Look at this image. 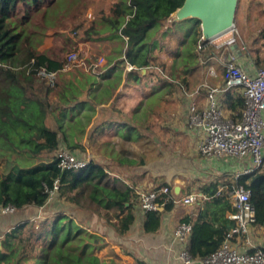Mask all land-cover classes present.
<instances>
[{
  "label": "trees",
  "instance_id": "obj_1",
  "mask_svg": "<svg viewBox=\"0 0 264 264\" xmlns=\"http://www.w3.org/2000/svg\"><path fill=\"white\" fill-rule=\"evenodd\" d=\"M183 2L111 0L108 9H101L86 22L81 16L92 0H0V207L12 206L16 211L45 207L49 190L58 181L54 199L76 213L73 217L61 210L44 220L28 219L10 228L0 239V264H108L99 256L107 240L98 233V226L117 237L128 234L135 221L133 189L92 159L86 167L62 169L56 153L62 148L85 150L83 137L97 107L114 97L127 65L133 66L127 75L139 82L140 69L154 74V67L165 68L163 50H168L174 60L171 77L175 79L160 80L162 88L172 93L178 80L173 76L177 62L187 72L196 67L187 64L188 56L198 62L205 57L206 51L196 50L199 26L193 24L181 34L179 23L164 28V20ZM67 20L74 25V33L85 40L118 41L116 48L123 58L116 62L109 58L103 65L108 69L100 77L93 67L97 60L69 66L66 56L45 52L41 48L45 39L62 33ZM252 40L254 46L257 41L262 43L255 50V63L264 67V59L259 58L264 53V28ZM70 44L67 53L74 40ZM41 70L56 73L55 77L47 78ZM185 74L179 75V81L187 84ZM222 101L231 117H241L245 100L239 89L225 92ZM92 127L87 142L104 157L120 165L145 164L144 151L133 153L127 146L134 141L141 147L148 144L141 127L112 120L95 122ZM134 131L135 140L128 142ZM236 184L250 188L255 224L264 227V170L241 174L228 190L219 191L214 185L207 191L210 200L199 217L183 219L192 224L186 249L193 259L213 254L234 226L235 221L227 215L235 211L229 191ZM158 202L166 211L175 203L171 192L160 193ZM161 218L159 209L145 212L144 231L157 232ZM90 220L94 226L87 223Z\"/></svg>",
  "mask_w": 264,
  "mask_h": 264
},
{
  "label": "crops",
  "instance_id": "obj_2",
  "mask_svg": "<svg viewBox=\"0 0 264 264\" xmlns=\"http://www.w3.org/2000/svg\"><path fill=\"white\" fill-rule=\"evenodd\" d=\"M193 24L195 23L193 22ZM164 28L167 27L164 26ZM181 33L182 31L178 32V34ZM100 42H105L106 44L116 42V47H119V43L116 40L105 39L100 40ZM258 42L259 41H257L256 46H254L253 41L248 44L244 42L245 52L238 60V63L251 74H254L259 68H262L261 64L257 65L255 63L256 59L258 60L255 50L258 46L262 45V43ZM213 49H215V47H213ZM215 50L218 51V55L211 54L207 56L206 54L205 57H207L200 61L203 68H206L205 70L198 69V71H196V82L199 81L196 83V86L191 84V77L189 78V74H185L188 79V85L184 84L189 90L192 91L197 87H203V84H208L211 87H224L223 69L218 60L221 50ZM163 52H166V49H164ZM105 54L106 57H104L107 62L109 58H111L112 62H116L123 58L119 48H111L109 51H106ZM259 58L263 60L264 53H261ZM106 65L100 68V77L105 75L108 69ZM131 70L132 68H130L129 65L125 67L122 82L115 91L114 97L110 99L108 103L97 107V113L93 118L92 124L88 126L86 134L83 137L85 150H77V152L83 156H87L86 153H89L90 149L92 151L95 150L96 153L104 158L98 148L88 144L87 137L95 122L99 123L107 120L119 123L127 122L131 126L141 127V129L144 130V134L147 138L146 141L148 142L144 147L137 146L134 141L136 131L132 133L131 139L128 140V142H131L130 140L134 141L132 144L127 143L130 151L133 153L144 151L145 153V164L138 165L137 167L130 164L120 165L117 161L111 159L112 162H115V168L117 170L113 172L104 165V162L102 163L96 160L95 156H93V158L90 156L88 157L101 163L106 168L107 172L121 177L125 184L133 189L134 194L132 203L135 211V221L125 237H117L106 227L102 225L98 226L97 231L105 236L107 240L106 245L110 243L109 247L106 249L107 253L105 252V254H102V248L99 251V256L108 264H180V253L184 249V246L186 247L187 241L182 243L174 238L173 229L181 224L183 219L187 216L192 220L199 217L206 202L210 200V195L207 191L210 192V189L214 185L219 188V191L228 190L229 184L235 182L236 175L252 167L254 163L251 158L204 157L198 149V145L202 138L201 133L194 128H190L188 100L180 94L177 85L172 89V93H167L169 89L166 90L162 88L163 82L160 79L151 78L157 81L155 82L148 78L152 75L149 73V70L147 71L144 69L146 73H144L142 69L139 71L142 75L139 82L133 79L132 76L127 75ZM211 71H214L213 75ZM146 80H148V82ZM138 85L142 87L141 90L143 91L141 98L137 102L129 103L128 105L121 102L125 96L134 97ZM224 94L223 92L220 93L221 104H224L222 101ZM198 101L202 106H205L207 103L206 91L203 88L198 96ZM167 106L172 109L170 113L171 118L168 121L165 116L168 111ZM225 110L230 116V112L226 107ZM162 117H164V119H162ZM156 118H159L160 129H165L166 135H169L171 139L168 138L165 140L162 138L159 132L160 129L158 130L154 123ZM240 118L235 119L240 120ZM182 140H184L183 145L177 144ZM146 147L150 148V150L148 149L149 152H146ZM107 159L110 160V158ZM158 186H169L175 203L174 207L167 211L160 206L163 208L161 211L162 218L160 229L157 232L149 233L143 229L145 212L135 202L137 197L135 191L139 188L155 189L158 188ZM191 193L197 194L195 202L187 204L180 201L181 197ZM53 200L57 202L56 199ZM230 201L232 202L231 199ZM28 208L33 209L34 217L36 216L35 213L41 209L36 207ZM66 212L73 217L76 216L73 208L67 207ZM232 214L233 213L229 212L227 215L228 218H231ZM35 219L37 218L32 220ZM18 223L13 225V221L11 220V223L7 225H0V239L10 228ZM87 223L94 226L93 221H88ZM85 228H88V225H86ZM233 245L244 252H251L257 247L264 248V227L256 224L253 225L247 234L234 238ZM194 264L201 263L199 260H196Z\"/></svg>",
  "mask_w": 264,
  "mask_h": 264
},
{
  "label": "built area",
  "instance_id": "obj_3",
  "mask_svg": "<svg viewBox=\"0 0 264 264\" xmlns=\"http://www.w3.org/2000/svg\"><path fill=\"white\" fill-rule=\"evenodd\" d=\"M221 50L218 57L223 69L224 87H211L203 84L189 90L179 80L175 83L180 94L188 100L189 125L201 133V141L198 145L200 153L207 158H251L254 165L241 174H249L255 170L264 168V67L259 68L254 74L247 72L239 63L241 55L245 52L244 42L236 24L228 31L209 39L200 40L197 44V52H204L210 47ZM66 61L69 66H81L84 62L80 59L78 47L74 46L67 54ZM106 63L104 57H100L93 64L95 70L101 73L100 67ZM86 66V65H85ZM133 68L132 65H129ZM161 72V70H160ZM40 74L47 78L55 77L56 73L41 70ZM214 74V71H211ZM205 89L207 103L200 105L198 96L201 89ZM239 89L245 100L240 120L228 115L220 101V93ZM56 156L62 169H79L86 167L91 158L81 155L66 148L60 149ZM58 181L54 188L49 190V202L57 194ZM171 188L162 186L159 189L139 188L136 192L135 202L144 211L157 210L161 206L158 202L160 193L168 194ZM229 197L235 209L231 218L234 226L225 235L222 245L210 256L200 259L201 264H264V248L257 247L251 252L241 251L233 245L234 238L247 234L255 225V207L251 201V190L245 184H236L230 191ZM197 199L196 193H191L180 198L181 202L190 204ZM0 212L13 214L16 209L12 206L0 207ZM192 224L182 222L173 229V236L182 243L190 237ZM180 264H194L186 247L180 253Z\"/></svg>",
  "mask_w": 264,
  "mask_h": 264
},
{
  "label": "rangeland",
  "instance_id": "obj_4",
  "mask_svg": "<svg viewBox=\"0 0 264 264\" xmlns=\"http://www.w3.org/2000/svg\"><path fill=\"white\" fill-rule=\"evenodd\" d=\"M263 3H264V0H239L235 24L239 30L242 40H244L246 44H248L249 42L251 43V41H253L252 39L255 36L257 37L260 30L264 28ZM110 4H111V0H92V3L89 6V9L81 16V19H86V22L91 21L95 17L96 13H98L101 9H108ZM66 24H67V27L66 29H64L62 33L59 32L55 36H49L45 39L43 45L41 46V48H43L45 52H47L48 54L57 53L61 55L63 58H65L67 51L70 49V45H71L70 43L71 41L74 40L75 44L73 45V47L74 46L78 47L81 61L85 62V64L86 63L90 64L91 62H95L96 60H99L100 57H104V56L106 57V54H105L106 51H109L111 48L116 49V46H117L116 42L112 44L111 43L106 44L105 42H100V41L85 40L82 38L81 35L77 36L76 33H74L75 32L74 25L71 24V21L67 20ZM179 24L180 25H177V28L187 33L188 30L186 28L191 27L193 25V22L185 21ZM198 24H199L198 22H195V25L199 26ZM215 49L217 48L215 47ZM215 49H213V47L208 48L206 50L207 56L211 54L218 55L217 54L218 51H216ZM164 53H165V57L163 58V61L165 62V68H161V66L154 67L153 68L154 74L152 75L155 77L151 75L148 77L149 79L151 78L165 79V80L168 79L170 81L172 79H175L171 77L172 76L171 66L174 63L173 56L170 54L168 50H166V52ZM206 57H204L203 59H205ZM186 60L188 61L187 64L191 63L190 66H196V67L194 68L191 67L189 71L184 72V69H185L184 65L180 64V62H177V68L174 69L173 76L177 77V79L179 80L181 78V76L179 75H183L185 73L189 74V78L191 77V84L196 86V83L199 82V81L196 82V71H198V69L205 70L206 67L203 68L201 62H198L197 59H194L193 57L188 56ZM142 71L146 73L144 69H142ZM156 75L160 76L161 78L156 77ZM146 81L148 82V80ZM141 88L142 87L138 85L137 91L135 92V96L134 97L125 96L121 102L127 105L129 103L137 102L142 96L143 91L141 90ZM167 108H168V111L166 112L165 116L168 121L171 118L170 113L172 112V109L169 108V106H167ZM162 119H164V117H162ZM154 123L156 125V128L159 130L160 129L159 118H156V120H154ZM50 124L52 125L51 122ZM159 132L162 138H164L165 140H167L168 138L171 139L169 135H166L167 133L165 129H160ZM183 143H184V140L178 142L177 144L183 145ZM145 149H146V152H149L150 150V148L148 147H146ZM188 149H189V146H188ZM93 153H96V151L95 150L92 151L90 149L89 153H86L87 156L85 157L90 156L91 158H93V156H95L96 160H99L102 163L104 162V165L110 171H113V172L117 171L115 168V162H112L111 159L109 160L105 157L103 158L98 153L96 154H93ZM53 201L54 200H51L45 208L39 209L38 212L35 213L36 214L35 217H34L33 209L28 208V207L23 210L17 211L16 213H13V214H5V213L0 212V225L1 226L7 225L11 223V220L13 221V225L15 223L22 222L28 219H34V218H37L35 220L40 221V220H44L46 216H48L49 214H54L55 212H58L61 210L66 211L67 207L64 202H60V201L53 202ZM109 245L110 243L103 247L102 254H105V252L107 253L106 249L109 247Z\"/></svg>",
  "mask_w": 264,
  "mask_h": 264
},
{
  "label": "water",
  "instance_id": "obj_5",
  "mask_svg": "<svg viewBox=\"0 0 264 264\" xmlns=\"http://www.w3.org/2000/svg\"><path fill=\"white\" fill-rule=\"evenodd\" d=\"M238 3L239 0H184L163 23L168 27L195 20L199 23L202 40L208 41L235 25ZM159 210L163 208L159 207Z\"/></svg>",
  "mask_w": 264,
  "mask_h": 264
}]
</instances>
